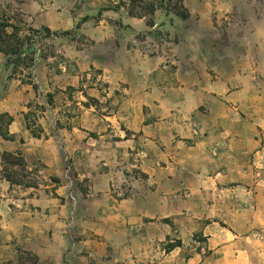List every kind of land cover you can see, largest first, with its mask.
Wrapping results in <instances>:
<instances>
[{
  "label": "rangeland",
  "instance_id": "obj_1",
  "mask_svg": "<svg viewBox=\"0 0 264 264\" xmlns=\"http://www.w3.org/2000/svg\"><path fill=\"white\" fill-rule=\"evenodd\" d=\"M131 1L0 0L72 33L37 45L38 89L0 53V155L37 182L0 158V264H264V0H183L153 27Z\"/></svg>",
  "mask_w": 264,
  "mask_h": 264
},
{
  "label": "trees",
  "instance_id": "obj_2",
  "mask_svg": "<svg viewBox=\"0 0 264 264\" xmlns=\"http://www.w3.org/2000/svg\"><path fill=\"white\" fill-rule=\"evenodd\" d=\"M173 0H132L133 7L129 10L130 14L140 18H146L148 25H155L154 16L157 10L164 9L168 13H174L179 18L186 20L190 13L183 4V0H176L175 7ZM99 11L98 16H102L104 11ZM90 19L86 16L85 21ZM70 30L63 32L52 31L48 27L35 29L30 26L14 23L10 18L0 15V53L6 56V65L12 68V77H17L23 83L32 84L35 89L38 85L34 81L33 69L37 61V45L44 39L49 37L70 36ZM49 102H53V95L49 94ZM13 118L8 113L0 114V134L5 139H13L5 125H9ZM29 127L32 129L34 137L42 136V129L36 125V122L29 121ZM1 158V175L11 185H21L27 188L36 187L37 182L34 181L28 173L24 156L21 152H3ZM58 182V179H54ZM181 245V241L171 244L169 251ZM19 264H38V257L27 251H21L19 255ZM1 264H12L11 262Z\"/></svg>",
  "mask_w": 264,
  "mask_h": 264
}]
</instances>
